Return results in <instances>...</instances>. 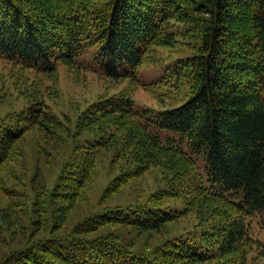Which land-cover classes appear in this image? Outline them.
<instances>
[{
	"label": "trees",
	"instance_id": "obj_1",
	"mask_svg": "<svg viewBox=\"0 0 264 264\" xmlns=\"http://www.w3.org/2000/svg\"><path fill=\"white\" fill-rule=\"evenodd\" d=\"M174 27L196 38L199 47L170 66L163 83L188 85L189 99L168 111L136 110L126 94L94 102L79 116L77 128L95 131L98 138L81 147L84 152L65 168L51 197L77 200L90 177L91 158L114 145L117 130L129 127L142 166L163 156L168 169L179 174L173 194L187 197L188 209L203 220L206 250L175 239L139 255L112 238L89 237L108 224L159 232L175 219L169 212L138 207L90 218L68 234L31 244L6 264L217 259L236 264L261 246L252 236L251 220L258 216L264 222V0H0V58L47 74L60 65H77L92 50L110 79L122 73L135 79L152 50L176 43ZM62 125L44 100L33 99L22 112L0 121V165L27 130L36 127L49 136ZM126 146L119 148L121 154ZM200 158L204 174L198 171Z\"/></svg>",
	"mask_w": 264,
	"mask_h": 264
},
{
	"label": "rangeland",
	"instance_id": "obj_2",
	"mask_svg": "<svg viewBox=\"0 0 264 264\" xmlns=\"http://www.w3.org/2000/svg\"><path fill=\"white\" fill-rule=\"evenodd\" d=\"M179 27V26H178ZM180 28V27H179ZM60 32L59 28H53ZM178 30L172 47H156L152 57L130 75L110 79L102 62L90 50L77 60V65H60L52 73L41 74L15 66L0 58V121L16 115L41 98L62 122L59 130L45 136L34 127L16 142L10 158L0 165V264L31 244L53 234H68L82 222L114 210L126 213L138 207L169 212L175 219L159 232L134 229L131 226L108 224L89 237L112 238L133 253L147 255L166 242L181 239L191 246L202 245L204 222L197 210H189L188 198L173 194L179 174L168 169L160 156L152 165L140 164L138 145L129 127L117 130L114 145L102 148L92 159L90 177L77 200L55 201L56 186L65 168L78 161L83 145L93 141L97 132L80 131L77 120L94 102L115 95L132 98L134 109L149 108L168 111L189 99L190 88L180 83L165 82L167 70L178 59L192 57L198 50L197 39ZM179 139L177 133H171ZM127 145L122 154L119 148ZM184 149L188 151L187 145ZM198 171L204 174L205 161L197 160ZM80 165H84L81 163ZM173 173H171V172ZM209 185V183H208ZM55 201V202H54ZM252 236L261 243L252 248L244 263L263 264L264 222L258 216L251 220ZM54 232V233H53ZM204 264H227L220 259Z\"/></svg>",
	"mask_w": 264,
	"mask_h": 264
}]
</instances>
